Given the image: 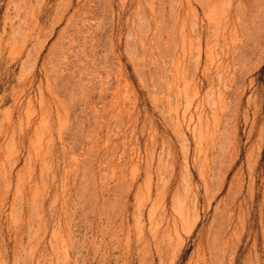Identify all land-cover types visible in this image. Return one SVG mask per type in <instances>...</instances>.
Masks as SVG:
<instances>
[{
  "label": "rangeland",
  "instance_id": "rangeland-1",
  "mask_svg": "<svg viewBox=\"0 0 264 264\" xmlns=\"http://www.w3.org/2000/svg\"><path fill=\"white\" fill-rule=\"evenodd\" d=\"M0 264H264V0H0Z\"/></svg>",
  "mask_w": 264,
  "mask_h": 264
}]
</instances>
